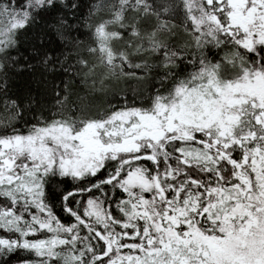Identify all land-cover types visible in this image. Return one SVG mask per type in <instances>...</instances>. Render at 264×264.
<instances>
[{"label": "snow or ice", "instance_id": "obj_1", "mask_svg": "<svg viewBox=\"0 0 264 264\" xmlns=\"http://www.w3.org/2000/svg\"><path fill=\"white\" fill-rule=\"evenodd\" d=\"M0 264H264V0H0Z\"/></svg>", "mask_w": 264, "mask_h": 264}, {"label": "trees", "instance_id": "obj_2", "mask_svg": "<svg viewBox=\"0 0 264 264\" xmlns=\"http://www.w3.org/2000/svg\"><path fill=\"white\" fill-rule=\"evenodd\" d=\"M132 83L129 82V87H132ZM98 97L101 99V100H105L106 102L108 103H116V101L114 99H111V96H112V93L111 91L108 92V95L105 96L102 92H98L97 93ZM131 95V93L129 92V96ZM21 256L22 258H28L25 254L21 253Z\"/></svg>", "mask_w": 264, "mask_h": 264}]
</instances>
